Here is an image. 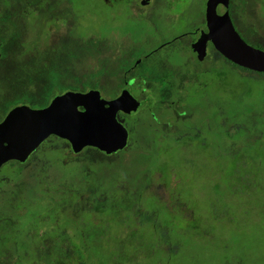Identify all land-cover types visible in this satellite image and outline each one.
Wrapping results in <instances>:
<instances>
[{
    "label": "rangeland",
    "instance_id": "374dc122",
    "mask_svg": "<svg viewBox=\"0 0 264 264\" xmlns=\"http://www.w3.org/2000/svg\"><path fill=\"white\" fill-rule=\"evenodd\" d=\"M207 1L153 0L143 17L103 0H0V121L80 86L113 99L125 47L203 26ZM229 9L264 50V0ZM190 38L141 66L166 80L119 117L128 147L77 155L51 135L2 167L0 264H264V74L212 48L201 60Z\"/></svg>",
    "mask_w": 264,
    "mask_h": 264
},
{
    "label": "water",
    "instance_id": "95a60500",
    "mask_svg": "<svg viewBox=\"0 0 264 264\" xmlns=\"http://www.w3.org/2000/svg\"><path fill=\"white\" fill-rule=\"evenodd\" d=\"M231 0H208L206 7L209 40L216 51L232 64L253 72L264 74V50L249 44L236 29L230 13ZM227 10L219 12V7ZM86 101V112L79 110L72 102L73 95L57 98L49 107L39 110L17 109L0 125V158L25 160L36 150V142L41 143L51 135L69 141L75 154L86 148H96L112 154L125 148L120 138L116 113L124 111L134 115L143 110L148 101H138L131 90H125L117 99H104L100 91L78 95ZM111 114L110 116L107 114ZM114 112V114H113ZM115 126V127H114ZM13 132L21 139L33 141L11 153L4 149L5 138ZM3 163L0 162V168Z\"/></svg>",
    "mask_w": 264,
    "mask_h": 264
},
{
    "label": "flooded vegetation",
    "instance_id": "af4514ba",
    "mask_svg": "<svg viewBox=\"0 0 264 264\" xmlns=\"http://www.w3.org/2000/svg\"><path fill=\"white\" fill-rule=\"evenodd\" d=\"M103 2L106 4L107 7H110L115 12V14L118 15V16H122V9L123 8H129L133 12L137 13V16H143V17H148V15H150L153 12V11H150V13L146 16L147 10L145 8L147 6H149V5H151L153 0H103ZM206 24H207V18H205V24L203 26L196 28L192 32H186V33H183L181 35H178V36H176L174 38V40H168L167 42H162V44L160 46H158L156 48H152L151 50L148 49L146 51V49H145L143 52H137V50L142 47V44H140L141 42L134 43L135 46L132 47V48L125 47L127 49L125 51H128V52H126L124 54L127 57H123L121 59V60H125L124 62L118 61V63H120V65L118 67L119 76L117 77V80L120 83H119V86L117 88L118 89V94L113 99H117L118 97L122 96L123 93L125 92V90H131L133 97L135 99H137L138 101H148V102H150L149 98L147 96H145V92L151 90L149 84L152 83L153 87H155L154 86L155 83H158L159 81L166 80L165 79L166 75H162L163 77H158L157 73L154 74V73L150 72L151 70H150L149 67L148 68H141V66H143L144 63L146 61H148L147 59H149L152 54L158 52V48H160V47L164 48L165 46L173 44L175 41H183L185 38L188 39V38L191 37L190 38L191 39L190 40L191 41L190 47L193 50L194 55L196 57H198L199 59H201V60L202 59L203 60L206 59L207 56H209V49L210 48L215 49L213 44L209 40V32H208V30H204L202 32V29L206 26ZM110 38L111 39L114 38V33H112L111 35H108V36H106L104 38V39H106V43L114 44L115 43V42H113L114 39L110 41L109 40ZM190 41H189V43H190ZM120 44H122V42H120ZM135 56H137V57L134 58ZM131 58H134V60L130 61ZM152 70H153V68H152ZM113 78L115 79L116 77H113ZM142 82H144L145 85H142ZM101 88H93L92 87V88H90L88 90H85V89H82L81 86H80V90H70L66 94L62 93L61 95L58 96V98L59 97H65V96L73 95L72 102H76L77 103V106H78L80 111L86 112V110H87L86 109V105H87L86 101L84 99H82L81 97H78V95H86V94H89V93L95 92V91H100V93L102 95V89ZM136 92H139V94L141 92L140 95L142 97L137 98L135 96ZM143 97H145L147 99H142ZM113 99H110V100H113ZM147 107H148V105L144 109H146ZM16 111H17V109H15L14 111L8 113L4 117V119L2 121H0V125L7 119V117L10 114H12L13 112H16ZM107 114L109 116L111 115L108 112H107ZM113 114H114V112H113ZM136 114H134V115H136ZM122 115H128L129 116V114L125 113L124 111H118L116 113V122L118 123V125H119L118 128L121 131V133L119 135H120V138L125 142V145H126L125 148H126V147H128L129 143L127 141V135H126L125 129L123 128V125H122V123L119 120V117L122 116ZM0 133H1V130H0ZM32 141H33L32 139H28V138L27 139L18 138L17 135H15L13 132H10L5 138L4 149L6 150V153H11L12 154L13 151L19 149L20 147H22V146H24V145H26V144H28V143H30ZM66 141L69 143L68 140H66ZM42 142L41 143L36 142V144H34V147H37L36 150L39 149V146L42 144ZM69 145H70V143H69ZM70 148H71V145H70ZM94 149H96V148H94ZM71 150H72V148H71ZM97 150H99V149H97ZM99 151L101 153H103L104 155H113V154L118 153L121 150H119L117 152H114L112 154H107V153H105L104 151H101V150H99ZM31 155H30V157H31ZM10 160H15V159L6 158L4 160H1V158H0V162L3 163V165L0 168V171H1L2 167L7 162H9ZM59 238H61V237H59Z\"/></svg>",
    "mask_w": 264,
    "mask_h": 264
},
{
    "label": "trees",
    "instance_id": "16d2710c",
    "mask_svg": "<svg viewBox=\"0 0 264 264\" xmlns=\"http://www.w3.org/2000/svg\"><path fill=\"white\" fill-rule=\"evenodd\" d=\"M231 63V62H230Z\"/></svg>",
    "mask_w": 264,
    "mask_h": 264
}]
</instances>
